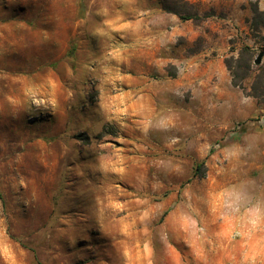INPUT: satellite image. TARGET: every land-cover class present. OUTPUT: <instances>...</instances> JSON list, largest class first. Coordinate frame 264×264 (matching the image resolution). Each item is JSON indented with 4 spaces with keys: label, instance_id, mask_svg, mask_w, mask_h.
<instances>
[{
    "label": "rangeland",
    "instance_id": "374dc122",
    "mask_svg": "<svg viewBox=\"0 0 264 264\" xmlns=\"http://www.w3.org/2000/svg\"><path fill=\"white\" fill-rule=\"evenodd\" d=\"M242 6L219 55L159 0H0V264H264V98L226 63L264 67V0Z\"/></svg>",
    "mask_w": 264,
    "mask_h": 264
},
{
    "label": "trees",
    "instance_id": "16d2710c",
    "mask_svg": "<svg viewBox=\"0 0 264 264\" xmlns=\"http://www.w3.org/2000/svg\"><path fill=\"white\" fill-rule=\"evenodd\" d=\"M164 11L177 15L181 20H192L195 23L201 22L205 17H208L213 14V10L201 12L197 3L191 0H159ZM254 12H259L258 6L254 9ZM250 48H243L240 52V57L234 59V57L227 58L226 63L228 69L233 77L234 85L240 87L248 96H253L258 99L264 98V67H261L255 72L254 82L249 87L242 83V81L252 75V72L255 70L252 67L250 59L245 61V64L235 65L234 61L242 62L243 56H250ZM238 68H243L244 72L242 76L238 77ZM237 77L239 79H237ZM204 163H200L197 166L196 173L203 174Z\"/></svg>",
    "mask_w": 264,
    "mask_h": 264
},
{
    "label": "crops",
    "instance_id": "0c3cea01",
    "mask_svg": "<svg viewBox=\"0 0 264 264\" xmlns=\"http://www.w3.org/2000/svg\"><path fill=\"white\" fill-rule=\"evenodd\" d=\"M193 1L199 3L200 11L202 13L213 10L212 15L205 17L199 24L195 25L196 32L204 33L209 39L207 50L217 51L219 55H222L225 51H229L230 45L228 40L232 35H235L234 29L232 28L234 23L233 21L237 18V11L243 10L242 4L246 0ZM244 10L247 11L248 6L244 8ZM189 21L190 20H186V23L181 22V25H189L187 24L190 23ZM208 27H210V31H208Z\"/></svg>",
    "mask_w": 264,
    "mask_h": 264
},
{
    "label": "water",
    "instance_id": "95a60500",
    "mask_svg": "<svg viewBox=\"0 0 264 264\" xmlns=\"http://www.w3.org/2000/svg\"><path fill=\"white\" fill-rule=\"evenodd\" d=\"M262 58H263V52H261L255 59V63L256 64H260L262 62Z\"/></svg>",
    "mask_w": 264,
    "mask_h": 264
}]
</instances>
